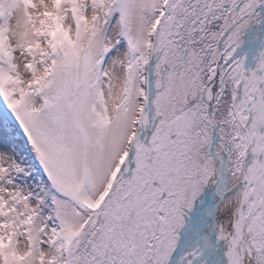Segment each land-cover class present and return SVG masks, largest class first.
Returning a JSON list of instances; mask_svg holds the SVG:
<instances>
[{"label": "snow or ice", "instance_id": "snow-or-ice-1", "mask_svg": "<svg viewBox=\"0 0 264 264\" xmlns=\"http://www.w3.org/2000/svg\"><path fill=\"white\" fill-rule=\"evenodd\" d=\"M0 264H264V0H0Z\"/></svg>", "mask_w": 264, "mask_h": 264}]
</instances>
